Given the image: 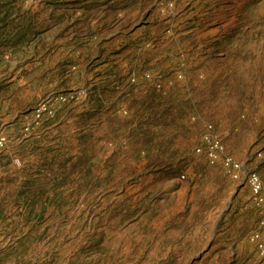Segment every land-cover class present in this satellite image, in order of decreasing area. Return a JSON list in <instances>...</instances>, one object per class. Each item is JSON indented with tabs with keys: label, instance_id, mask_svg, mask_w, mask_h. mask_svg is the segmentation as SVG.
Listing matches in <instances>:
<instances>
[{
	"label": "rangeland",
	"instance_id": "1",
	"mask_svg": "<svg viewBox=\"0 0 264 264\" xmlns=\"http://www.w3.org/2000/svg\"><path fill=\"white\" fill-rule=\"evenodd\" d=\"M0 142V264H264V0H0Z\"/></svg>",
	"mask_w": 264,
	"mask_h": 264
},
{
	"label": "built area",
	"instance_id": "2",
	"mask_svg": "<svg viewBox=\"0 0 264 264\" xmlns=\"http://www.w3.org/2000/svg\"><path fill=\"white\" fill-rule=\"evenodd\" d=\"M203 135L201 136V144L195 151L202 154L209 165H214L218 162L220 165L222 164L221 166L226 170L229 176L236 179L240 171V166L232 157L225 155L221 143L216 140V133H214L212 127L208 126L205 128ZM251 173V175L249 174L246 177L250 188L251 200L253 204L261 210L264 205V197L261 194L257 176L253 172ZM259 225L264 227V213L262 212H260ZM250 240L254 243L257 253L264 256V237L255 232L251 234Z\"/></svg>",
	"mask_w": 264,
	"mask_h": 264
},
{
	"label": "bare ground",
	"instance_id": "3",
	"mask_svg": "<svg viewBox=\"0 0 264 264\" xmlns=\"http://www.w3.org/2000/svg\"><path fill=\"white\" fill-rule=\"evenodd\" d=\"M217 164V163H216ZM215 165V164H214Z\"/></svg>",
	"mask_w": 264,
	"mask_h": 264
}]
</instances>
